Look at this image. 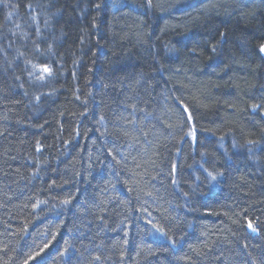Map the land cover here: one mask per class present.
<instances>
[{
    "label": "trees",
    "instance_id": "16d2710c",
    "mask_svg": "<svg viewBox=\"0 0 264 264\" xmlns=\"http://www.w3.org/2000/svg\"><path fill=\"white\" fill-rule=\"evenodd\" d=\"M263 44L264 0H0V264H264Z\"/></svg>",
    "mask_w": 264,
    "mask_h": 264
},
{
    "label": "snow or ice",
    "instance_id": "6c2138e0",
    "mask_svg": "<svg viewBox=\"0 0 264 264\" xmlns=\"http://www.w3.org/2000/svg\"><path fill=\"white\" fill-rule=\"evenodd\" d=\"M149 2H150V0H149ZM261 51H264V48H262V49H261ZM44 71H45V72H47V71H48V69H47V68H45V69H44ZM210 175H211V174H210ZM214 178H215V177H213V179H214ZM249 227H251V225H249ZM26 264H27V262H26Z\"/></svg>",
    "mask_w": 264,
    "mask_h": 264
},
{
    "label": "rangeland",
    "instance_id": "374dc122",
    "mask_svg": "<svg viewBox=\"0 0 264 264\" xmlns=\"http://www.w3.org/2000/svg\"><path fill=\"white\" fill-rule=\"evenodd\" d=\"M264 48V44L261 46L260 50ZM262 55L264 56V51H261Z\"/></svg>",
    "mask_w": 264,
    "mask_h": 264
}]
</instances>
